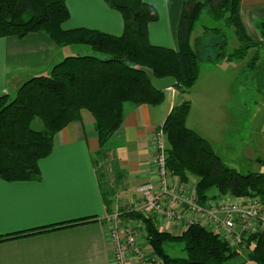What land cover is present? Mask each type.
<instances>
[{"label":"trees","instance_id":"obj_1","mask_svg":"<svg viewBox=\"0 0 264 264\" xmlns=\"http://www.w3.org/2000/svg\"><path fill=\"white\" fill-rule=\"evenodd\" d=\"M104 1L124 19L121 36L84 28L63 30L70 18L65 0H0V39L42 32L58 45L83 44L94 53L67 57L48 76L27 81L14 98L0 97V178L4 181L39 180V163L51 155L54 137L78 120L83 110L92 114L103 149L121 128L126 104H163L165 92L152 86L145 70L160 80L173 78L178 92L189 93L200 77L201 51L193 45V36L204 12L225 24V29L206 30L225 37L219 59L245 60L255 47L258 54L250 64L255 66L261 59L259 49H264V41L258 44L248 33L241 17V0H183L178 51L150 44L149 25L159 17L154 6L144 0ZM227 30L234 31L239 43L229 54H225ZM98 54L108 58L100 59ZM191 108L190 101L175 106L161 127L169 146L170 175L185 184L191 183L189 177L196 178L193 186L201 201L212 190L264 201V173L242 174L228 168L210 143L187 127ZM36 119L42 122L43 130L33 128ZM121 215L141 222L143 241L155 256L151 264H227L239 256L226 240L202 226L191 225L173 234L178 232L163 231L152 217L131 209ZM176 243L183 246L182 256L170 253ZM244 247L251 249L254 264H264V231L252 236Z\"/></svg>","mask_w":264,"mask_h":264},{"label":"crops","instance_id":"obj_2","mask_svg":"<svg viewBox=\"0 0 264 264\" xmlns=\"http://www.w3.org/2000/svg\"><path fill=\"white\" fill-rule=\"evenodd\" d=\"M144 1L159 16L149 25L150 44L177 51L183 0ZM65 2L70 18L63 30L123 34L122 15L104 0ZM240 7L246 28L264 20V0H241ZM88 55H94L89 47L62 48L42 32L1 38L0 97L14 98L27 81L48 76L67 57ZM168 92L158 107L126 104L121 128L103 149L92 114L83 110L54 137L51 155L39 163V180L0 178V264H112L106 218L137 202L138 185L156 182L152 136L171 110L187 100L178 102L179 92ZM187 101L192 104L189 120L194 103ZM33 128L41 131L43 125Z\"/></svg>","mask_w":264,"mask_h":264},{"label":"rangeland","instance_id":"obj_3","mask_svg":"<svg viewBox=\"0 0 264 264\" xmlns=\"http://www.w3.org/2000/svg\"><path fill=\"white\" fill-rule=\"evenodd\" d=\"M263 24L264 20H254V24L249 23L247 26L248 33L258 44L264 41ZM208 29H225V24L223 21L213 20L207 12H204L197 23L193 45L197 44L196 48L201 51L200 77L189 93H178L177 101L179 102L180 97L193 101L194 108L187 126L211 144L215 154L228 168H233L242 174L264 173V165L262 164V162L264 163V70H262L264 69V49H259L261 59L255 66L250 62H253V57L258 54L256 47L249 51L245 60L227 62L222 57L218 58V54L221 52L220 44L225 37L216 35L211 31L206 33ZM226 39L228 40V47L225 54H229L239 47V43L233 30L226 31ZM58 46L75 48L87 45L60 44ZM89 48L91 49V47ZM97 56L100 59L108 58V56L100 54ZM174 90L176 89H171L169 92L173 93ZM33 126H42V122L36 119ZM161 127L152 136L153 142L156 141L152 146L157 150L161 139L164 140L166 167L164 165L161 167L164 170L166 168V173L170 175L167 167L169 146ZM156 157L157 155L154 156V160H157ZM189 180L191 181L190 184L187 183L191 186L189 188L195 190L197 195L196 189H194L195 186H193L196 185L197 179L189 177ZM144 184L138 185L136 191L139 192V187ZM207 196L209 198H235L231 195H220L216 190L210 191ZM140 198L139 195L136 205L140 203ZM206 201L208 200H202V203ZM261 201L263 200L261 199ZM132 207L128 208V211L129 209L135 211V208L132 209ZM114 214H119V217L123 219L120 211H115ZM125 220V226L122 230H129L134 235L139 229L141 230L142 224L139 220ZM257 232L252 236L258 234ZM141 235L142 233L139 232L138 238L142 237ZM144 247L151 253L146 244H144ZM182 248V244L176 243L170 249V253L173 256H182ZM250 252V248L244 247L241 252H236L239 256L227 264H254L250 260ZM152 258L151 260H154L155 256L152 255Z\"/></svg>","mask_w":264,"mask_h":264},{"label":"built area","instance_id":"obj_4","mask_svg":"<svg viewBox=\"0 0 264 264\" xmlns=\"http://www.w3.org/2000/svg\"><path fill=\"white\" fill-rule=\"evenodd\" d=\"M156 151V182L139 187L140 203L136 205L135 202L132 209L152 217L160 227L172 232L184 231L191 225L202 226L239 252L252 234L264 231V202L259 197L207 198L208 201L202 203L195 190L189 188L190 185L180 183L166 173V168L161 167H166L163 139ZM106 220L110 222L108 232L112 264H151L155 261L145 249L143 238H138L141 230L135 235L129 230H122L125 222L119 214L113 213Z\"/></svg>","mask_w":264,"mask_h":264},{"label":"water","instance_id":"obj_5","mask_svg":"<svg viewBox=\"0 0 264 264\" xmlns=\"http://www.w3.org/2000/svg\"><path fill=\"white\" fill-rule=\"evenodd\" d=\"M145 71L151 79L152 86L157 91L166 92L174 88L176 85V81L173 78H167V79L160 80V79L155 78L151 71L149 70H145Z\"/></svg>","mask_w":264,"mask_h":264},{"label":"bare ground","instance_id":"obj_6","mask_svg":"<svg viewBox=\"0 0 264 264\" xmlns=\"http://www.w3.org/2000/svg\"><path fill=\"white\" fill-rule=\"evenodd\" d=\"M175 88V87H174ZM174 88H172V89H174Z\"/></svg>","mask_w":264,"mask_h":264}]
</instances>
